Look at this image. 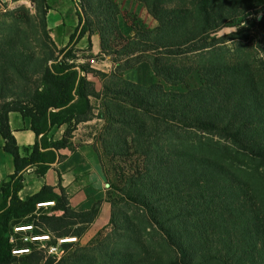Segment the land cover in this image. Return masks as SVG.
Returning a JSON list of instances; mask_svg holds the SVG:
<instances>
[{
  "label": "trees",
  "instance_id": "trees-1",
  "mask_svg": "<svg viewBox=\"0 0 264 264\" xmlns=\"http://www.w3.org/2000/svg\"><path fill=\"white\" fill-rule=\"evenodd\" d=\"M32 1L35 13L22 8L26 25L0 37V134L15 167L0 178V264H264V62L171 60L214 48L223 38L214 33L246 14L264 30V0H143L157 24L131 15L138 26L130 36L117 0H72L78 21L60 49L47 29L48 0ZM93 34L114 62L110 72L77 63L75 44ZM141 61L168 84L194 71L201 81L172 90L126 78ZM87 73L103 81L100 92L89 91ZM10 112L30 118L36 140L25 153ZM95 117L104 121L96 139L110 228L85 244L64 243L57 258L48 247L81 238L100 201L78 210L61 184L21 197L23 172L36 166L44 176L64 157L60 149H74L77 125ZM55 125L66 126L59 139L48 135ZM30 236L50 241L39 248Z\"/></svg>",
  "mask_w": 264,
  "mask_h": 264
},
{
  "label": "rangeland",
  "instance_id": "rangeland-1",
  "mask_svg": "<svg viewBox=\"0 0 264 264\" xmlns=\"http://www.w3.org/2000/svg\"><path fill=\"white\" fill-rule=\"evenodd\" d=\"M117 1L121 7L119 19L120 27L125 35H132L135 32L136 26H138V24L133 21L131 15H137L146 28H152L157 24L156 19L149 12L143 0ZM48 4L49 8L46 14L47 29L55 42L54 47L60 49L69 43V34L74 31V28L72 27L76 26L74 22H72L73 18L74 21L77 22L75 5L72 0H48ZM179 4L190 5L191 0H174L170 3V5ZM23 7L28 8L31 13H35L36 11L35 3L32 0L2 1V7L0 8V37L13 31L16 27L26 25V18L22 9ZM214 35L216 37H223L216 43L214 48H208L185 55L173 56L171 57V60L198 66L202 62L209 60L234 62L245 59L251 61L256 67L261 69L264 62V30L260 26L256 14H246L228 26L215 32ZM75 52L78 56L77 63H89L91 68L105 72H110L114 68V62H112L111 56L102 54L100 40L97 34H93L89 37L85 36L80 39L75 44ZM91 59H94V61L92 62ZM124 76L143 84L160 81L163 82L167 89L172 90H186L189 87L197 85L201 81L199 73L194 71L185 82L178 85L168 84L155 75L147 61H141L132 68L124 70ZM90 81V88L94 90L91 92L97 93L102 90L103 81L98 75L90 77ZM91 100L94 104H97V100L94 96H91ZM104 227H107L105 230H109V220ZM31 237L32 236L28 237V240L31 242L35 241ZM62 238L65 237L58 238L57 244ZM49 241V238L38 239L37 245L39 248H45ZM79 242L81 244L87 243V241L77 238V240L62 242L59 244V249L64 250V243ZM28 252H22L20 254ZM47 253L50 254L48 249ZM66 253L67 251L64 250L60 257L64 256Z\"/></svg>",
  "mask_w": 264,
  "mask_h": 264
},
{
  "label": "crops",
  "instance_id": "crops-1",
  "mask_svg": "<svg viewBox=\"0 0 264 264\" xmlns=\"http://www.w3.org/2000/svg\"><path fill=\"white\" fill-rule=\"evenodd\" d=\"M2 1L4 0H0V8ZM72 22L77 24L74 18ZM86 76L89 80L87 84L89 91H94L90 88V77H94V75L90 76L87 73ZM9 120L17 143L22 153H25L24 148L32 146L36 140V135L31 129L30 118L23 117L18 112H10ZM103 124L104 121L97 117L80 122L72 137L74 149H60L58 152L64 157L62 159L57 158L44 176L36 174V166L27 168L23 172L25 186L20 191V196L25 197L40 190L44 184L53 186L61 184L65 187L72 206L78 210L89 209L95 202L100 201L97 217L80 238L87 242L107 224L110 218L107 182L98 157V151H101V147L96 139V135L102 129ZM65 128V125H55L50 129L48 135L53 139H59L63 136ZM4 143L5 140L0 134V178L2 181L8 180L15 170L13 156L3 149Z\"/></svg>",
  "mask_w": 264,
  "mask_h": 264
},
{
  "label": "built area",
  "instance_id": "built-area-1",
  "mask_svg": "<svg viewBox=\"0 0 264 264\" xmlns=\"http://www.w3.org/2000/svg\"><path fill=\"white\" fill-rule=\"evenodd\" d=\"M91 60H92V62L94 61V59H91ZM48 203L52 204L53 201L52 202H48ZM41 237H43L41 239H44V237H45V239L48 238V236H41ZM31 238L32 239H37V237H31ZM27 239H28V237H25V240H27ZM67 239H71V241H73V240H77V237L76 236H73V237H65V238L60 239V241H59L58 244L50 245L48 247V252L50 254L55 255L57 258H59L61 256V254L63 253V251H64L63 249H59V244H61L62 242L66 241ZM28 250L29 249H20V250H14V252H16V253H22V252H27ZM59 250H60V252H59Z\"/></svg>",
  "mask_w": 264,
  "mask_h": 264
},
{
  "label": "water",
  "instance_id": "water-1",
  "mask_svg": "<svg viewBox=\"0 0 264 264\" xmlns=\"http://www.w3.org/2000/svg\"><path fill=\"white\" fill-rule=\"evenodd\" d=\"M46 204H50V203H46ZM26 228H28V227H22V228H18V229H26Z\"/></svg>",
  "mask_w": 264,
  "mask_h": 264
},
{
  "label": "bare ground",
  "instance_id": "bare-ground-1",
  "mask_svg": "<svg viewBox=\"0 0 264 264\" xmlns=\"http://www.w3.org/2000/svg\"><path fill=\"white\" fill-rule=\"evenodd\" d=\"M45 238V237H44ZM71 240V239H70Z\"/></svg>",
  "mask_w": 264,
  "mask_h": 264
}]
</instances>
